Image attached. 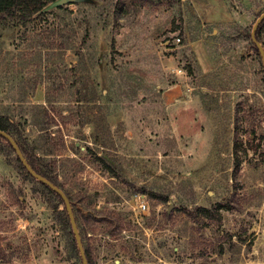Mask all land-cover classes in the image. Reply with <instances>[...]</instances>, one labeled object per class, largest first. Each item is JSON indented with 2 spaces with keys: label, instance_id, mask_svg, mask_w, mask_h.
Segmentation results:
<instances>
[{
  "label": "rangeland",
  "instance_id": "374dc122",
  "mask_svg": "<svg viewBox=\"0 0 264 264\" xmlns=\"http://www.w3.org/2000/svg\"><path fill=\"white\" fill-rule=\"evenodd\" d=\"M263 13L264 0H78L0 24V111L68 193L94 264H264V65L250 38ZM5 154L0 264H83L63 207Z\"/></svg>",
  "mask_w": 264,
  "mask_h": 264
},
{
  "label": "trees",
  "instance_id": "16d2710c",
  "mask_svg": "<svg viewBox=\"0 0 264 264\" xmlns=\"http://www.w3.org/2000/svg\"><path fill=\"white\" fill-rule=\"evenodd\" d=\"M58 0H0V24L7 21V20H16L18 22V24L20 25H25L28 22H30L32 19H34L36 16L40 15L43 10L51 3H54ZM251 38V35H250ZM256 38L259 42H261V44L264 47V21L260 24V26L257 29L256 32ZM252 40V38H251ZM252 43L254 44V42L252 41ZM254 49L256 51V53L259 55V57H261V54L258 50V48L256 47V45L254 44ZM251 110H249L250 113ZM236 123H238L239 119H240V106H237V110H236ZM238 126L236 125V141L234 143V151H233V157H234V179L236 180L238 178L239 172L241 170V166L243 163L242 160V156L240 155V149H241V142L238 141ZM0 130L7 132L8 134H10L15 141L17 142V144L19 145V147L21 148L25 158L27 159L28 163L30 164V166L41 176L47 178L48 180H50L54 185H56L57 187H59L60 189H62L58 178H56L52 172H50L47 167L43 166V164L41 163V159L36 157V154L33 152H29L28 148L26 146L23 145L22 141H20L19 139H16L15 134L12 132V123L10 122L9 118L7 116H5L1 111H0ZM250 134H252L253 139H251V141L255 140L257 138L256 136V130L254 128H252L250 130ZM0 153L5 154H14L16 155V162L19 164V166L26 171L27 175L31 178L32 181L40 184L43 187V190L50 196H53L54 198H56L59 202V204L56 205V209H59V207H63L62 210H60L58 212L59 214V220L61 221V223L64 225V227H66L70 234L72 235V240H71V245L74 249V251L76 252V255H80V251L76 242V238L74 235V231L70 222V218L64 203V200L62 199V197L54 192L49 186H47L46 184H44L43 182L37 180L36 178H34L29 172L28 170L23 166V164L21 163L20 159L18 158L13 146L11 145V143L9 142V140H7L4 136L0 135ZM6 155V154H5ZM66 193V192H65ZM66 195L68 196V198L70 199L68 193H66ZM222 208L221 204H218L216 207L209 209L206 207H198L196 208L197 213L200 216H203L205 218H209V219H214L216 218V216H218L219 214V210ZM113 217H111L110 215L106 218V220H102V223L106 224L109 228L107 234L108 235H115V231L116 229H122V226L120 224V222L118 223V221L112 220ZM76 221L77 224H79V229L81 234L84 233V228L82 229V227L80 228V219L77 216L76 217ZM117 223L116 229L113 230V226L114 224ZM120 229V230H121ZM11 245V244H10ZM85 253L87 255L88 258V263L89 264H94L92 262V258H91V253L89 249H85ZM80 259L81 255L79 256ZM0 261H4V254H3V250L0 247ZM83 262V261H82Z\"/></svg>",
  "mask_w": 264,
  "mask_h": 264
},
{
  "label": "water",
  "instance_id": "95a60500",
  "mask_svg": "<svg viewBox=\"0 0 264 264\" xmlns=\"http://www.w3.org/2000/svg\"><path fill=\"white\" fill-rule=\"evenodd\" d=\"M75 1H78V0H58L55 3L57 5H63V4H66V3H73ZM263 21H264V13L261 14V16L256 21V23H255V25L253 27L252 33H251V38H252V41L254 42V44L256 45V47L258 48L260 54H261V57H262V60H263V65H264V47L261 44V42H259L257 40V38H256L257 29H258V27L260 26V24ZM0 135L4 136L7 140H9V142L13 146L18 158L20 159V161L23 164V166L28 170V172L34 178H36L37 180H39V181L43 182L44 184H46L47 186H49L54 192L58 193L62 197V199L64 200V203H65L69 218H70V222H71V225H72V228H73V231H74V235H75V238H76V242H77V245H78V248H79V251H80V255H81L83 264H89L88 263V258H87V255L85 253V250H84V247H83V243H82V240H81L80 232H79V229H78V226H77V223H76L73 207H72L70 199L68 198L66 193L62 189H60L59 187L54 185L50 180H48L47 178H45V177L41 176L40 174H38L30 166V164L28 163L27 159L25 158L21 148L19 147V145L17 144L15 139L10 134H8L5 131L0 130Z\"/></svg>",
  "mask_w": 264,
  "mask_h": 264
},
{
  "label": "built area",
  "instance_id": "2783aa9c",
  "mask_svg": "<svg viewBox=\"0 0 264 264\" xmlns=\"http://www.w3.org/2000/svg\"><path fill=\"white\" fill-rule=\"evenodd\" d=\"M178 42H180V39H178ZM140 201L137 202L136 206L133 207L134 212L136 211L135 209L139 210V213H142L143 215L148 214L149 206L148 203L146 202L144 197H139Z\"/></svg>",
  "mask_w": 264,
  "mask_h": 264
},
{
  "label": "crops",
  "instance_id": "0c3cea01",
  "mask_svg": "<svg viewBox=\"0 0 264 264\" xmlns=\"http://www.w3.org/2000/svg\"><path fill=\"white\" fill-rule=\"evenodd\" d=\"M198 19H199V22L202 23L203 26H206V25H207L205 22L201 21V19H200L199 17H198ZM230 20H231V15H230V14H227V15L222 19L221 22H219V23H217V24L213 23L211 26L218 25V24H225V23H227V22L230 21ZM193 51L196 53L195 48H193Z\"/></svg>",
  "mask_w": 264,
  "mask_h": 264
}]
</instances>
